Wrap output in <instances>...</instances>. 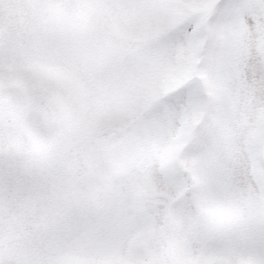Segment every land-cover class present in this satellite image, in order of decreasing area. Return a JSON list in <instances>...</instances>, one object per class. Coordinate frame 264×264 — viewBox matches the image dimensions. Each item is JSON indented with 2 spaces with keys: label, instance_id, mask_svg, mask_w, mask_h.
Here are the masks:
<instances>
[{
  "label": "snow or ice",
  "instance_id": "obj_1",
  "mask_svg": "<svg viewBox=\"0 0 264 264\" xmlns=\"http://www.w3.org/2000/svg\"><path fill=\"white\" fill-rule=\"evenodd\" d=\"M0 264H264V0H0Z\"/></svg>",
  "mask_w": 264,
  "mask_h": 264
}]
</instances>
